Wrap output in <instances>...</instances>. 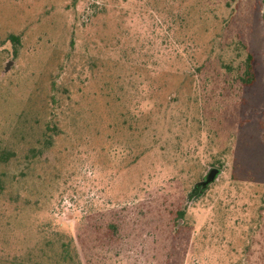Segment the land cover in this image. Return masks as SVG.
Returning a JSON list of instances; mask_svg holds the SVG:
<instances>
[{
  "label": "rangeland",
  "instance_id": "rangeland-1",
  "mask_svg": "<svg viewBox=\"0 0 264 264\" xmlns=\"http://www.w3.org/2000/svg\"><path fill=\"white\" fill-rule=\"evenodd\" d=\"M0 188V264H264L263 1L0 0Z\"/></svg>",
  "mask_w": 264,
  "mask_h": 264
},
{
  "label": "trees",
  "instance_id": "trees-1",
  "mask_svg": "<svg viewBox=\"0 0 264 264\" xmlns=\"http://www.w3.org/2000/svg\"><path fill=\"white\" fill-rule=\"evenodd\" d=\"M262 1L264 4V0H262ZM8 39L15 44L19 43V37L18 36H9ZM242 48H243V46H242ZM243 49H245V48H243ZM253 60H254L253 56L250 53L245 54V58L243 60V73L240 76V82H241L243 87L251 86L255 80V75H254V70H253ZM202 192H203V190L200 187H198L192 191V193L190 194L189 197L199 195ZM177 214H178L179 218L182 219L184 217V210H179L177 212Z\"/></svg>",
  "mask_w": 264,
  "mask_h": 264
},
{
  "label": "water",
  "instance_id": "water-1",
  "mask_svg": "<svg viewBox=\"0 0 264 264\" xmlns=\"http://www.w3.org/2000/svg\"><path fill=\"white\" fill-rule=\"evenodd\" d=\"M11 64H12L11 62H8L6 64L5 71L9 70ZM218 175H219V170H217V169L209 170L208 173L206 174V176L204 177L203 181L196 184L194 189L200 187L203 191L206 190L207 187L214 182V180L217 178Z\"/></svg>",
  "mask_w": 264,
  "mask_h": 264
}]
</instances>
